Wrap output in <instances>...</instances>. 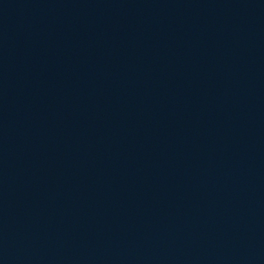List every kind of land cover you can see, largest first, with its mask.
I'll return each mask as SVG.
<instances>
[{"label": "water", "instance_id": "water-1", "mask_svg": "<svg viewBox=\"0 0 264 264\" xmlns=\"http://www.w3.org/2000/svg\"><path fill=\"white\" fill-rule=\"evenodd\" d=\"M0 264H264V0H0Z\"/></svg>", "mask_w": 264, "mask_h": 264}]
</instances>
